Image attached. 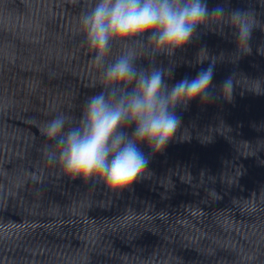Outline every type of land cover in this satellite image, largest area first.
Instances as JSON below:
<instances>
[{
    "label": "clouds",
    "instance_id": "1",
    "mask_svg": "<svg viewBox=\"0 0 264 264\" xmlns=\"http://www.w3.org/2000/svg\"><path fill=\"white\" fill-rule=\"evenodd\" d=\"M224 24L235 30L240 50L250 52L248 41L258 26L251 10L209 9L206 0H84L78 27L98 73L93 88L100 91L84 98L78 114L58 112L41 125L49 141L42 149L47 163L69 179L102 184L116 196L134 191L150 173V157L140 145L153 156L162 153L181 126L178 106L219 98L212 91L214 58L195 78L168 81L174 71L171 58L197 29ZM159 55L169 58V66L157 64ZM144 59L147 67L138 63ZM205 59L200 56L198 62ZM239 83L234 76L222 82L226 101Z\"/></svg>",
    "mask_w": 264,
    "mask_h": 264
}]
</instances>
